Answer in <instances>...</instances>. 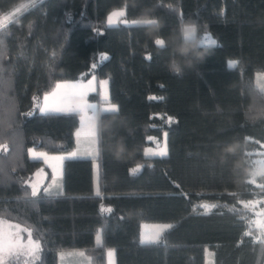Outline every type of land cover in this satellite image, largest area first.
<instances>
[{"label":"trees","instance_id":"obj_1","mask_svg":"<svg viewBox=\"0 0 264 264\" xmlns=\"http://www.w3.org/2000/svg\"><path fill=\"white\" fill-rule=\"evenodd\" d=\"M25 2L0 0V18ZM116 8L123 16L107 25ZM186 20L197 39L207 32L216 43L197 44L200 57L177 71L176 34ZM261 72L264 0H33L21 7L0 27V219L16 225L20 238L31 233L40 251L38 260L22 254L7 264H56L57 251L78 248L89 264H105L107 248L114 264H203L204 248L212 264H264V233L250 223V209L264 211V175L252 173V158L264 156ZM91 76L106 79L116 111L96 113V156L64 157L59 185L47 186V165L27 148L73 149L78 112L42 113L40 98L59 80ZM87 99L100 101L97 93ZM163 133L167 154L144 155ZM39 168L45 177L33 197L28 181ZM203 205L215 207L205 214ZM160 221L169 227L157 242L141 244L139 223Z\"/></svg>","mask_w":264,"mask_h":264},{"label":"rangeland","instance_id":"obj_2","mask_svg":"<svg viewBox=\"0 0 264 264\" xmlns=\"http://www.w3.org/2000/svg\"><path fill=\"white\" fill-rule=\"evenodd\" d=\"M33 0H27V2L23 3L20 7H17V9L11 11L8 15L2 16L0 18V22L2 23H6L9 21L10 18H12L14 16L15 13H17L19 10H21V7L31 3ZM123 13V9L122 8H116V10H112L110 11L106 16V24L109 25L108 23V19L109 16L112 13ZM123 15H120L118 17H113L114 19V23H116V20L121 17ZM130 22H136V20L130 21ZM113 23V24H114ZM111 24V25H113ZM214 40L213 37H211L210 35H208L207 32H203L200 34V37H198L197 44H210V41ZM230 62H235L233 59H228L227 63L228 65H230ZM262 76H264V72L261 73H256L255 74V83L263 89L264 92V79H262ZM261 79V80H260ZM67 83V85H69V88H76L75 91V99L79 101L78 105L76 106L77 109H80V111H82L83 113L84 110H91L90 108H88V105H95L97 106L99 109H104V108H110L112 105H115L113 102H110L107 99V87H106V79L105 78H97L94 76H91V78L88 79H83V80H76L75 82H69L67 80H59V83ZM91 82V83H90ZM89 93H97L98 99H100L99 102H95L92 101L90 99H87V95ZM63 100L67 99L68 97H72V92L71 94L67 97L65 94H63ZM73 105H70L68 108H72ZM86 108V109H85ZM87 133V132H86ZM89 134V133H87ZM78 137L75 138L74 141V147L71 151H69L73 156L74 155H88V156H94L97 153V147H96V135L95 137H93V134H89L86 137H83L82 135H80L78 133ZM166 148V144H165V133L162 134V139L160 141L157 142V144L155 146H148L145 145V147L143 148V153L144 155H146V153H148V155H153L152 153H160L162 149ZM27 152L29 157H33L34 156L32 154H30L29 150H32V153H35L36 156L35 157H39L40 153H45L47 156L50 153L43 150V149H34V148H27ZM264 151V148L263 150ZM155 154V155H157ZM264 160V156H254L252 158V164H253V170L252 173H257L260 171V165L257 163V161H261ZM96 161H93V167L94 169H96ZM140 166V164L135 165L134 169H137ZM44 171L39 168L38 170H35L33 173V177H31V179H29L28 183L31 186L34 185L35 187H39L40 183L42 182L43 176H44ZM264 199V198H262ZM252 202H254V204H257V200H252ZM257 220H264V217H260L257 216V214L252 217L250 219V222L252 221H257ZM152 225L154 227H156L157 231L156 233H160L161 229L165 228V226L167 225L166 222H151ZM251 225L253 226V228H256V233L258 236L262 235L264 233V228H260L257 227L256 223H251ZM17 226L14 224L9 223L8 221H4L0 219V233H4L6 235L10 234L9 238H15L17 235L19 237V243L22 245H27L29 242V237H25V238H20L19 233H17ZM99 232H97L94 235V242H98L97 237L99 236ZM32 241L35 242V240H33L31 238ZM112 252V256H109V252ZM27 250H24V255H27ZM80 253H83V255H80ZM105 253H107V256L109 258V264H114V253L113 250L111 248H107L105 249ZM22 255V254H21ZM56 264H88L89 262V255L86 254L84 252L83 249H67V251H57L56 252ZM13 258V257H10ZM9 258V259H10ZM23 260H21L20 262H22ZM203 264H212L213 260H212V252L210 249L204 248V253H203ZM26 262V261H24Z\"/></svg>","mask_w":264,"mask_h":264},{"label":"crops","instance_id":"obj_3","mask_svg":"<svg viewBox=\"0 0 264 264\" xmlns=\"http://www.w3.org/2000/svg\"><path fill=\"white\" fill-rule=\"evenodd\" d=\"M91 77L87 78L88 80ZM262 79H264V76H262ZM261 80V79H260ZM69 82H75L76 80L71 79V80H67ZM60 85V87L58 88L57 85ZM76 88H69V85H67V83H59V81H57L54 85V87L52 88V90L48 91L47 93H44L41 98H40V103H39V110L41 107H45L46 111H61V110H69V111H76L78 112V122H77V126L75 127V129L73 130V136H74V141L75 138L78 137V133L80 135H82L83 137H86L89 134H92V128L94 126V130L96 131V127H95V116L93 112L91 110H84L85 113H83L82 111H80V109H77V105L79 103L78 100L75 99V90ZM72 92V97H68ZM63 94H65L68 98L63 100L64 96ZM45 97H47V100H45ZM70 105H73L72 108H68ZM98 108V107H97ZM86 109V108H85ZM99 109V108H98ZM89 134H87V133ZM72 150V149H71ZM69 150V151H71ZM69 151L63 152V153H54L51 152L49 155L47 156H39V157H34L37 159H41L48 167L49 172H50V178L47 181V186L50 185H54V187L58 186L59 184V178L62 174L61 172V166H62V159L64 157H75V156H80V157H86L88 156L86 155H72ZM97 154V153H96ZM96 154L94 156H96ZM93 157V156H90ZM93 170V182L94 185L96 186L97 182H96V176H97V167L96 169H94V167L92 168ZM43 179L45 177V172ZM34 175V174H33ZM32 175V177H33ZM53 177H55V180L53 179ZM42 179V182H43ZM42 182L40 184H42ZM156 227H154L152 225L151 222H140L139 223V234H138V240L141 241V237L142 236H154L156 235L157 231ZM162 230V229H161ZM161 232V231H160ZM105 253V252H104ZM89 264V262H88ZM105 264H109V258L107 256V253H105Z\"/></svg>","mask_w":264,"mask_h":264},{"label":"snow or ice","instance_id":"obj_4","mask_svg":"<svg viewBox=\"0 0 264 264\" xmlns=\"http://www.w3.org/2000/svg\"><path fill=\"white\" fill-rule=\"evenodd\" d=\"M120 15H123V13H112L110 16H109V19H108V23L109 25L113 24L115 21L113 19V17H118ZM154 23V22H153ZM0 27H3V23L0 22ZM196 28L195 27H190V28H186L185 29V36L186 37H195L196 36ZM211 44H215V40H211L210 41ZM156 44L157 45H162L163 44V41L161 40H157L156 41ZM235 62H230V67L231 66H234ZM175 67V65H174ZM177 71H179V69L177 68ZM91 83V82H90ZM57 87L59 88L60 85L58 84ZM45 100H47V97H45ZM88 108L91 109V111L93 112V114L95 115L97 113V111H102V112H105V113H108V112H115L116 111V106L115 105H112L110 108H104V109H98L97 106L95 105H88ZM40 111L42 113H45L46 114V108L45 107H41L40 108ZM92 134H93V137H95V130H94V126L92 128ZM30 151V154H32L34 157L36 156L35 153H32V150H29ZM153 155L157 154V153H152ZM159 155H166L167 152H166V148L165 149H162L160 153H158ZM40 156H44L46 155L45 153H40L39 154ZM146 155H148V153H146ZM257 163L260 165V171L257 172V173H254L253 175H264V160H261V161H257ZM139 170V167L137 169H133V173H135L136 171ZM53 179L55 180V177H53ZM255 181L252 180V181H249V183H254ZM260 187H264V185H260ZM40 190L35 187L34 185L32 186V196L33 197H36L38 195V192ZM44 193L46 194H49L51 195L52 193L50 192V189L49 188H44L43 189ZM57 195H62V191H59L56 193ZM99 194V193H97ZM254 202L252 201H249L248 203H246L244 205L245 208H250V207H254ZM204 209H205V214H207V212L209 211L210 207H215V205H203ZM257 216H260V217H264V211L260 212V213H257ZM250 223H256L257 227H260V228H264V220H257V221H252ZM165 227H169V226H165ZM245 235H250V233H245ZM10 237V234L6 235L4 233H0V264H7L8 260L10 257H18L20 256L21 254L24 253V250L26 249L27 250V255L28 256H31L33 257L34 259H39V251H40V243L38 241H32L31 240V233H29V242L27 245H22L19 243V237L18 235L15 237V238H9ZM159 238V233H157L156 235L154 236H142L141 237V244H147V243H155L157 242ZM97 240L99 242L100 240V237L98 236L97 237ZM80 255H83V253H80ZM109 256H112V252L110 251L109 252Z\"/></svg>","mask_w":264,"mask_h":264},{"label":"clouds","instance_id":"obj_5","mask_svg":"<svg viewBox=\"0 0 264 264\" xmlns=\"http://www.w3.org/2000/svg\"><path fill=\"white\" fill-rule=\"evenodd\" d=\"M195 27L196 25L192 21H182L177 29V38L179 39L180 43L179 46H177L174 51L177 54V62L174 64L175 68L179 69L181 62H184L185 65L190 66L191 60L193 58L200 57V53L197 48V34L195 37H186L185 36V29ZM197 33V28H196ZM226 151H234V148L229 146Z\"/></svg>","mask_w":264,"mask_h":264},{"label":"water","instance_id":"obj_6","mask_svg":"<svg viewBox=\"0 0 264 264\" xmlns=\"http://www.w3.org/2000/svg\"><path fill=\"white\" fill-rule=\"evenodd\" d=\"M250 211H252L254 214L260 213L262 212V209H250Z\"/></svg>","mask_w":264,"mask_h":264}]
</instances>
